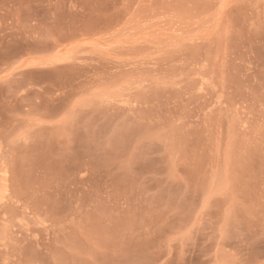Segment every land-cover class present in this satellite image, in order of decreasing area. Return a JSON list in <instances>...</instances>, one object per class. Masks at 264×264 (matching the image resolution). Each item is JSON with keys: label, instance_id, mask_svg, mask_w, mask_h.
<instances>
[{"label": "rangeland", "instance_id": "rangeland-1", "mask_svg": "<svg viewBox=\"0 0 264 264\" xmlns=\"http://www.w3.org/2000/svg\"><path fill=\"white\" fill-rule=\"evenodd\" d=\"M0 176V264H264V0H0Z\"/></svg>", "mask_w": 264, "mask_h": 264}, {"label": "bare ground", "instance_id": "bare-ground-1", "mask_svg": "<svg viewBox=\"0 0 264 264\" xmlns=\"http://www.w3.org/2000/svg\"><path fill=\"white\" fill-rule=\"evenodd\" d=\"M1 177V176H0ZM3 180V179H2ZM1 181V180H0ZM1 185V184H0Z\"/></svg>", "mask_w": 264, "mask_h": 264}]
</instances>
